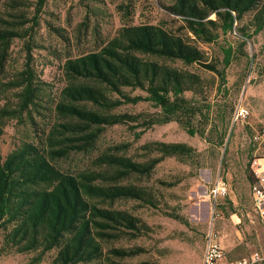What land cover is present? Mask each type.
Instances as JSON below:
<instances>
[{
  "label": "rangeland",
  "instance_id": "374dc122",
  "mask_svg": "<svg viewBox=\"0 0 264 264\" xmlns=\"http://www.w3.org/2000/svg\"><path fill=\"white\" fill-rule=\"evenodd\" d=\"M172 1L45 0L39 8L38 0H0V30L18 33L0 68V109H18L22 87L14 83L21 81L27 63L34 82L41 87L36 110L0 122V157L4 159L24 142L42 145L58 120L54 106L65 86L63 65L67 59L98 51L123 23L177 29L181 21L166 10ZM253 15L246 14L236 23L237 29L252 33ZM237 29L220 35L217 42L200 44L207 63L222 71V76L197 64H173L201 78L193 91L184 94L201 110L191 121L194 135L177 121L153 125L139 137L136 134L144 129L139 124L142 120L116 124L104 127L97 151L91 155L71 153L58 162L67 171L84 169L102 150L119 144L128 145L124 154L134 161L145 159L143 146L150 142L192 147L191 156H167L150 176L130 179L149 188L150 202L120 200L115 204L140 221L136 238L125 237L115 243L124 249H141L139 255L124 260L128 264H201L209 229L225 249L227 261L247 258L255 251L264 258L262 213L254 204V183L248 179L250 174L254 176L255 159H260L264 171V151L252 140L264 127V28L248 40L241 39ZM228 47L233 55L225 66L223 50ZM130 94L144 95L139 90ZM239 105L249 111L244 121L235 119ZM117 112L151 119L160 109L143 101L124 105ZM220 179L228 186L225 195L217 194ZM1 239L0 235V246ZM54 254H45L35 264H52ZM37 256L38 252L0 253V264H33Z\"/></svg>",
  "mask_w": 264,
  "mask_h": 264
},
{
  "label": "trees",
  "instance_id": "16d2710c",
  "mask_svg": "<svg viewBox=\"0 0 264 264\" xmlns=\"http://www.w3.org/2000/svg\"><path fill=\"white\" fill-rule=\"evenodd\" d=\"M44 2L38 0L39 8ZM166 10L181 21L177 29L123 23L98 51L65 61V86L54 106L58 120L42 145L24 142L0 157V253L38 252L33 264L50 252L55 253L52 264H128L126 258L142 252L115 246L122 238H136L141 228L136 216L115 204L150 202L149 188L130 179L150 176L167 156H191L192 147L150 142L143 146L145 159L134 161L124 154L128 145L119 144L102 150L84 169L67 171L58 162L71 153L91 155L104 127L116 124L142 120L139 137L153 125L177 121L194 135L191 121L201 110L184 94L201 78L173 64H197L222 76L207 63L200 44L233 33L250 12L254 30L248 33L239 27L240 38L248 40L264 28V0H173ZM16 36L14 29L0 30V68ZM223 54L229 65L233 50L228 47ZM14 86L22 87L18 109H0V122L37 109L41 87L34 82L29 63ZM135 90L144 95L130 94ZM143 101L159 108V115L146 119L143 114L117 112ZM248 179L255 183L251 174Z\"/></svg>",
  "mask_w": 264,
  "mask_h": 264
},
{
  "label": "built area",
  "instance_id": "2783aa9c",
  "mask_svg": "<svg viewBox=\"0 0 264 264\" xmlns=\"http://www.w3.org/2000/svg\"><path fill=\"white\" fill-rule=\"evenodd\" d=\"M249 111L243 106L239 105L235 110V119L244 121L248 118ZM255 144L260 145L264 151V127L253 135ZM260 159H255L252 165V172L255 177V183L253 186V198L254 204L257 209L262 213V219L264 224V171L261 168ZM228 193V186L221 179L217 184V194L225 195ZM264 258L257 252L251 253L247 258L229 262L226 260V252L218 241L216 234L212 229H209L204 239V251L201 264H259Z\"/></svg>",
  "mask_w": 264,
  "mask_h": 264
}]
</instances>
